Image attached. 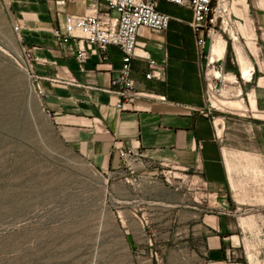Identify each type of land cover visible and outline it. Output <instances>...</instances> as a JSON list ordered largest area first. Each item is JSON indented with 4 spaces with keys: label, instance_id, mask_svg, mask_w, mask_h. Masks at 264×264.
I'll return each mask as SVG.
<instances>
[{
    "label": "rangeland",
    "instance_id": "374dc122",
    "mask_svg": "<svg viewBox=\"0 0 264 264\" xmlns=\"http://www.w3.org/2000/svg\"><path fill=\"white\" fill-rule=\"evenodd\" d=\"M245 1L247 11L242 0H223L222 18L216 17L214 30L204 35L201 51L194 45L189 14L173 5L167 10L174 18L171 27L140 38L151 43L153 36H163L169 51L177 42L187 46L206 104L223 123V150L261 155L258 166L247 157L242 171L235 167V190L230 192L233 230L240 237L235 259L264 264V120L254 118L249 109L221 110L212 104L216 97L241 99L248 106V94L254 91L257 107L264 111V0ZM61 13L56 9L47 19L57 24ZM13 24L11 0H0V264H172V254L158 247L164 244L158 237L159 222L148 223L154 233L150 247L142 223L132 216V208L141 213L144 202L145 212L156 217L158 206L148 204L141 189H122L116 195L111 180L59 139L30 75L29 51ZM216 35L226 42L225 54L209 63ZM235 45L251 64L248 82L241 75ZM211 70L224 78L208 74ZM260 77L263 86L258 85ZM208 83L211 90L206 92Z\"/></svg>",
    "mask_w": 264,
    "mask_h": 264
},
{
    "label": "crops",
    "instance_id": "0c3cea01",
    "mask_svg": "<svg viewBox=\"0 0 264 264\" xmlns=\"http://www.w3.org/2000/svg\"><path fill=\"white\" fill-rule=\"evenodd\" d=\"M11 3L43 110L59 139L111 180L116 195L141 189L147 203L158 206L156 217L145 212L144 202L141 213L132 208L148 246L154 236L148 223L158 221L164 243L158 247L172 254V264H240L235 259L240 237L231 219L233 172L235 167L242 171L247 157L257 166L262 157L223 150V123L206 104L189 48L177 42L169 51L163 36H153L151 43L139 38L158 63L160 78L147 80V62L134 58V88L151 96L132 98L118 108L120 97L110 83L120 70V50L109 46L79 65L75 44L58 45L52 36L64 13L82 14L90 4H67L55 24L47 19L57 9L54 0ZM170 6L160 3L159 9L168 13ZM120 149L129 154L122 157Z\"/></svg>",
    "mask_w": 264,
    "mask_h": 264
},
{
    "label": "built area",
    "instance_id": "2783aa9c",
    "mask_svg": "<svg viewBox=\"0 0 264 264\" xmlns=\"http://www.w3.org/2000/svg\"><path fill=\"white\" fill-rule=\"evenodd\" d=\"M77 0H54L57 9H63L69 3ZM90 4V10L82 14L64 13L61 25L53 28L52 36L58 45L73 42L76 47V60L81 65L89 56L104 52L107 47L114 46L122 54L121 66L117 76L111 80V91L123 104L132 98L151 95L138 92L131 79L132 61L134 58L147 62L149 71L145 74L147 80L159 79V65L139 38L144 32L165 33L172 19L170 14L159 9L160 3L177 6L189 14L188 26L194 35V45L201 51L205 44L204 35L214 30L216 17L222 18L223 0H82ZM13 31L22 41L20 27L15 21ZM28 61L31 57L26 54ZM30 68V75L33 72ZM206 88L211 90L210 83ZM129 150L120 149V155L125 157Z\"/></svg>",
    "mask_w": 264,
    "mask_h": 264
},
{
    "label": "bare ground",
    "instance_id": "6f19581e",
    "mask_svg": "<svg viewBox=\"0 0 264 264\" xmlns=\"http://www.w3.org/2000/svg\"><path fill=\"white\" fill-rule=\"evenodd\" d=\"M242 9L244 11L248 10V5L245 0H242L241 2ZM246 44V43H245ZM253 44V43H252ZM210 53L208 57L209 63H213L217 60H220L224 57L225 54V46L226 42L221 36H214L212 43L210 44ZM251 46V43L247 42V47ZM251 48V47H250ZM234 50L236 53L237 57V62L239 63V68L242 77L248 82L250 80V74H249V68L251 66L250 62L244 57L241 48L238 47L237 45L234 46ZM210 75L212 76H218L219 78H224L222 75H219L216 71H209ZM258 85L263 86V77H260L258 80ZM213 97V95H211ZM213 106H216L218 109H221V107L233 110V111H238V110H246L249 109L252 112V116L254 118H258L261 120H264V111H261L257 107V100L254 91H251L248 94V106L240 99V100H230V99H219V98H213L212 100ZM222 110V109H221ZM230 164L228 163V166ZM231 167V166H230ZM230 171V170H229ZM232 179V178H230Z\"/></svg>",
    "mask_w": 264,
    "mask_h": 264
},
{
    "label": "trees",
    "instance_id": "16d2710c",
    "mask_svg": "<svg viewBox=\"0 0 264 264\" xmlns=\"http://www.w3.org/2000/svg\"><path fill=\"white\" fill-rule=\"evenodd\" d=\"M170 24H172V21L170 22ZM171 27V26H170Z\"/></svg>",
    "mask_w": 264,
    "mask_h": 264
}]
</instances>
